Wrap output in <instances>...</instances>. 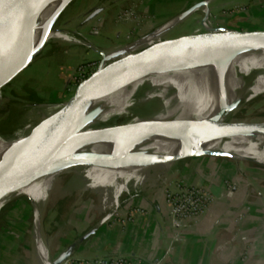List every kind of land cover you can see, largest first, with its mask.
I'll return each mask as SVG.
<instances>
[{
	"label": "rangeland",
	"instance_id": "rangeland-1",
	"mask_svg": "<svg viewBox=\"0 0 264 264\" xmlns=\"http://www.w3.org/2000/svg\"><path fill=\"white\" fill-rule=\"evenodd\" d=\"M160 1L162 3L155 2L156 5L151 10L148 8V2L142 0H74L53 25L55 29L63 31L68 39L48 40L32 63L1 90L0 134L11 136L28 124L36 122L44 112L43 108L37 106L58 105L68 99L79 83L73 77L83 78L89 75L101 60V52L119 47L118 45H126L147 35L163 25V22L185 13L194 3L201 0H190V3L184 4V0ZM207 3L209 8L207 14L200 7L197 8L166 36L194 31L204 25L205 21L211 25H222L228 21V18L236 17L240 18L236 25L238 27L264 29V0H209ZM157 12L163 17L168 16V19L157 20L158 23L153 25L147 24L146 15H155ZM170 66L142 74L124 85L123 91L129 92L142 85L171 78L174 74L166 71ZM117 92L119 89L109 95ZM159 106L160 102H155L140 107L138 111L147 114ZM128 118L129 115L120 116L107 121L104 125L124 122ZM229 118L264 120V94L243 102L236 112L229 115ZM236 146L237 144H231L229 149ZM200 160L205 164H208L206 161H210L209 169H214V163L222 162L221 168L225 169L223 189L218 195H212L213 201L231 198L235 190L242 185L248 187L261 185L260 177H256L257 173L254 172L258 167L254 162L221 155L190 156L174 161L168 166L150 169L144 180L133 187L135 190L130 187L129 191L122 192L118 204L114 205L108 202L110 196L107 201H103L100 191L88 188L87 180L80 172L66 171L57 177L53 184L57 188L52 186L45 203L40 205V231L46 256L52 260L56 252L65 250L64 242L69 239H78L85 235L88 238L90 231L97 228L96 223L102 218L109 217V214L116 215L121 206L126 204L124 201L129 200L132 195L140 194L141 187L146 184L158 183L162 187L164 200L165 191H173L178 185H190L171 175L179 172V163L192 165ZM238 167H240L238 178H231L229 173L237 170ZM131 184L129 182L128 186ZM199 188L207 191L203 187ZM8 200L0 210V264L1 262L2 264H38L35 261L32 245L34 208L30 199L18 195ZM129 215L128 213L126 218ZM241 217L242 215H237L235 221ZM239 260L242 264L245 259L241 256Z\"/></svg>",
	"mask_w": 264,
	"mask_h": 264
},
{
	"label": "bare ground",
	"instance_id": "bare-ground-1",
	"mask_svg": "<svg viewBox=\"0 0 264 264\" xmlns=\"http://www.w3.org/2000/svg\"><path fill=\"white\" fill-rule=\"evenodd\" d=\"M63 2L64 0H47L39 10L29 35V48H33L35 52L38 53L42 45L50 39H68L63 31L50 27L55 11ZM200 9L205 14L209 11L207 6H201ZM189 14L188 12L180 14L131 44L103 52L105 59L127 54L161 39L183 22ZM204 25H208L206 21ZM19 43L20 40L15 38L0 40V68L3 63L12 62L13 59H10L9 55L15 54ZM167 66L170 67L166 71L174 75L166 80L142 85L129 92H124L122 86L118 88L119 92L112 95L109 94L118 89L110 92L94 91L87 110L102 105L101 112L85 129L102 126L111 119L126 115L130 116L127 121L150 122L172 119L179 122L190 121L199 128L204 122L213 118L217 111H224L230 115L236 112L243 102L264 94V46L252 51L239 52L229 58L191 57L160 66H147L143 68L142 74L156 69L162 70ZM155 102H160L157 109L147 114L139 113L140 107ZM59 107V105H39L37 108H43L44 112L36 122L24 125V128L11 136L0 134V164L18 160L21 155L12 153V147L37 122ZM198 128L179 134H157L143 141L136 136L122 134L116 139L68 145L61 156L101 154L115 156L114 160L119 161H112L106 165L75 166L46 174L0 198V210L7 204L8 199L14 196L24 195L30 199L34 208L32 245L35 261L38 264H51L41 237L40 205L45 203L52 186H55L53 185L55 180L63 172H80L87 180L88 188L100 191L103 201H107L110 196L108 202L117 205L120 194L129 191L130 187H136L144 180L150 169L168 166L180 155L200 156L210 151L226 154L232 159L250 160L264 166V132L238 131L236 134L210 136L197 130ZM231 144L237 146L229 149ZM129 182L132 183L130 186H128Z\"/></svg>",
	"mask_w": 264,
	"mask_h": 264
},
{
	"label": "water",
	"instance_id": "water-1",
	"mask_svg": "<svg viewBox=\"0 0 264 264\" xmlns=\"http://www.w3.org/2000/svg\"><path fill=\"white\" fill-rule=\"evenodd\" d=\"M46 1L0 0V40L7 41L11 38L20 40L15 54L9 55L10 59H13L11 62L13 64L1 65L0 92L32 63L46 44L42 45L38 53L29 48V35L33 30L35 18ZM73 1L64 0L55 11L50 27ZM207 2V0L196 2L185 12L191 13L201 6L208 7ZM137 39L126 44H131ZM261 46H264V29H246L231 24H208L194 31L163 36L155 42L113 58L105 59L104 53L101 52V60L97 67L76 85L70 97L58 104L60 107L56 111L37 122L12 147V153L20 154L21 157L0 164V198L51 172L75 166L106 165L112 161H119L114 160L115 156L101 154L61 156L68 145L116 139L122 134L133 135L143 141L157 134H179L198 128L190 121L179 122L170 119L150 122L129 120L85 129L101 112L102 105L87 110L94 91L116 90L141 76L143 68L147 66H160L191 57L229 58L239 52L256 50ZM197 130L210 136L236 134L238 131L260 133L264 132V120L232 119L224 111H217L213 118L204 122ZM201 155L227 156L210 151ZM190 156L180 155L174 161ZM72 249L73 244L66 247L57 257L50 260L51 264L63 262L70 256Z\"/></svg>",
	"mask_w": 264,
	"mask_h": 264
},
{
	"label": "crops",
	"instance_id": "crops-1",
	"mask_svg": "<svg viewBox=\"0 0 264 264\" xmlns=\"http://www.w3.org/2000/svg\"><path fill=\"white\" fill-rule=\"evenodd\" d=\"M146 1L151 10L155 2L162 3L160 0H142ZM184 3H190V0H184ZM167 17L158 12L146 15V23L153 25ZM239 19L228 18L224 23L237 25ZM206 162L208 164L201 160L192 165L179 163V172L171 176L218 195L223 189V163H214V169H209L210 161ZM257 166L254 172L260 177L261 185H242L231 198L213 201L198 221L179 231L177 238L170 225L162 187L158 183V186L146 184L141 187L140 194L124 201L126 204L116 215L109 214L96 223L97 228L90 231L88 238L85 235L64 242L65 247L73 244L67 259L121 255L141 259L143 264H240L239 257L242 256L245 259L242 264H264V166ZM239 168L229 176L238 178ZM128 213L129 219L126 218ZM237 215L242 217L235 221ZM60 253L56 252L53 259Z\"/></svg>",
	"mask_w": 264,
	"mask_h": 264
},
{
	"label": "built area",
	"instance_id": "built-area-1",
	"mask_svg": "<svg viewBox=\"0 0 264 264\" xmlns=\"http://www.w3.org/2000/svg\"><path fill=\"white\" fill-rule=\"evenodd\" d=\"M85 77H73L79 83ZM71 78V77H70ZM165 200L168 206V216L175 237L191 222H196L209 209L213 196L207 191L195 186L178 185L173 191H165ZM129 219V218H127ZM170 250V248H168ZM60 264H143L140 260H133L120 256L96 257L93 259H65Z\"/></svg>",
	"mask_w": 264,
	"mask_h": 264
}]
</instances>
